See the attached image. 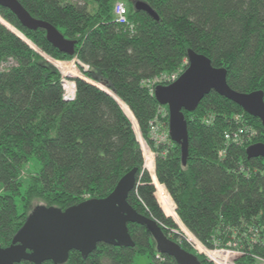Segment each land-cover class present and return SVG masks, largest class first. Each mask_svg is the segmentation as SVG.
Listing matches in <instances>:
<instances>
[{"label": "trees", "instance_id": "obj_1", "mask_svg": "<svg viewBox=\"0 0 264 264\" xmlns=\"http://www.w3.org/2000/svg\"><path fill=\"white\" fill-rule=\"evenodd\" d=\"M81 1L83 5L72 0H17L29 16L75 41L73 56L52 48L44 30L23 28L11 11L0 7V65L15 63L0 72V247H9L35 209L64 211L87 200L105 199L126 173L136 169V187L127 203L153 219L167 239L178 243L169 233L177 229V216L205 248L234 243L241 252L235 264H260L264 160L247 159V146L225 145L224 138L237 129L235 119L242 116L257 131L251 145H264L260 121L210 91L194 111L182 112L188 140L183 163L179 145L169 136L165 144L152 141L150 123L158 103L141 83L175 72L190 51L209 59L214 68H223L231 90L262 93L264 104V0H141L157 21L134 11V2L140 0ZM118 1L126 7L131 30L114 22L112 9ZM7 28L17 30L54 67ZM73 60L88 68L75 64L94 85L73 79L75 98L64 102L60 72L78 77ZM208 116L213 118L206 125ZM138 130L155 158L147 147L141 152ZM143 153L151 165L147 168L145 160L148 174ZM31 159L39 163V170L24 176ZM126 230L133 246L98 244L86 257L70 252L63 264H134L136 255H147L153 264H177L158 254L145 226L129 223ZM180 247L191 253L186 243Z\"/></svg>", "mask_w": 264, "mask_h": 264}, {"label": "water", "instance_id": "obj_2", "mask_svg": "<svg viewBox=\"0 0 264 264\" xmlns=\"http://www.w3.org/2000/svg\"><path fill=\"white\" fill-rule=\"evenodd\" d=\"M0 7L11 11L23 28L29 31L44 30L47 42L52 48L64 55H74L75 41L64 38L55 26L29 16L17 0H0ZM133 9L147 14L155 21L158 19L156 13L141 0L134 2ZM188 53L187 68L177 81L166 87L157 86L153 95L158 105L168 108V135L179 145L183 163L188 152V140L186 120L182 112L194 111L210 91L233 102L252 118L258 119L264 129L263 94H241L231 90L226 84L227 73L223 68H214L210 60L200 54L190 51ZM99 86L103 88L100 87L99 90L102 89L111 98L117 99L103 83ZM245 154L249 160H264V145H249ZM135 183L136 169H132L119 180L116 188L105 199L87 200L64 211L53 207L35 209L9 247H0V264H20L21 261L29 264H63L70 252L76 251L86 257L98 244L130 247L133 246V241L126 230L129 223L143 225L150 231L159 255H166L177 264H200L197 256L167 239L153 219L138 214L130 207L127 196L136 187Z\"/></svg>", "mask_w": 264, "mask_h": 264}, {"label": "built area", "instance_id": "obj_3", "mask_svg": "<svg viewBox=\"0 0 264 264\" xmlns=\"http://www.w3.org/2000/svg\"><path fill=\"white\" fill-rule=\"evenodd\" d=\"M113 12V17H114V22L117 23L118 25H122L125 27H128L130 30L133 29V24L132 23H128L127 20V12H126V7L124 5L123 2L118 1L117 3H115V5L113 6L112 9ZM84 69L85 71L88 70L87 67H85L84 65H82L81 63H79ZM183 65L178 68L175 72L173 73H169V74H160L155 76L154 78L148 79V80H144V82L141 83L142 87H145L150 95V97H153L154 95V91L155 88L157 86H163L166 87V85H170L172 83H174L175 81H177V79L181 76V74L184 72L185 67L187 68V62H183ZM12 66H15L14 61H9L8 63H2L0 65V72L3 70H6L8 68H11ZM63 80H62V84H63ZM62 91H63V101L64 102H68V101H72L75 98V85L73 84L72 90H65L64 86H62ZM156 114L154 116V118L152 119L153 121L150 123V136L152 141H154L157 145L158 144H165L167 143V139H168V108L163 107L158 105L156 108ZM212 116H208V118H206L203 122L206 125H209L212 121ZM236 127L237 129L233 130V132H226L224 134V138H225V145H229V144H235L238 147H245V146H249L251 145V143L255 140L256 138V133L257 131L254 130V128L252 126H250L245 120H243L242 116H238L236 117ZM225 149H223V151L219 152L218 156L219 158H222L225 154ZM242 172H246L243 168L240 169ZM248 173V172H247ZM152 184L153 180H152ZM158 184V183H157ZM160 185V184H159ZM163 187V185H161ZM155 190H156V186L154 185ZM164 188V187H163ZM84 199H87V196L84 197ZM176 209V207H175ZM174 221V220H173ZM176 224V223H175ZM178 225L176 224V227ZM179 227V226H178ZM182 228V225L181 227ZM184 228V227H183ZM178 229V228H177ZM173 230V231H169L170 233V237L173 238V236L176 237L178 244L180 245L183 241L182 236L180 235V232H177L179 230ZM185 231L187 232L188 235L191 236V238H194L186 228H184ZM250 233L252 235H254V237H256V233L255 230L251 229ZM187 235V236H188ZM196 240V239H194ZM197 241V240H196ZM198 246V245H197ZM203 249L208 250L207 248H204L202 246V244L200 245ZM199 247V246H198ZM217 249H221L222 251H228L229 252H236L237 254L235 255V257L238 259L239 255H241L240 250L238 249V247L236 246V244H232V243H228L226 248H215L214 250ZM199 250L200 249H196ZM213 249H209L208 251H212ZM229 254V253H228ZM218 255V254H217ZM214 256L213 259H215V264H219L217 262H220V259H218V257ZM233 256V254H232ZM231 256V258H232ZM158 260H162L160 258V256H157ZM233 259V258H232ZM225 260L228 262L229 264V258H225ZM223 260V261H225ZM260 264H264V260H259Z\"/></svg>", "mask_w": 264, "mask_h": 264}, {"label": "rangeland", "instance_id": "obj_4", "mask_svg": "<svg viewBox=\"0 0 264 264\" xmlns=\"http://www.w3.org/2000/svg\"><path fill=\"white\" fill-rule=\"evenodd\" d=\"M72 3H77V4H79V5H83L84 3L81 1V0H72ZM11 26V25H10ZM12 27V26H11ZM6 28V27H5ZM15 29V28H14ZM7 30L9 31V32H12L15 36H17L19 39H21V40H24V42H26V44L29 46V48L30 49H32V50H35L37 53L39 52V55L43 58V59H48V61H49V63L53 66V64L50 62V58L48 57V56H46L45 54H43L42 52H41V50H39V49H37L34 45H32L26 38H24L23 37V35H21L16 29V33H18V35L15 33V32H13V31H10L8 28H7ZM11 30H13V27L11 28ZM28 42H29V44L30 45H32V46H34V48H32L29 44H28ZM53 60V59H52ZM54 61H59V60H54ZM74 61V62H73ZM72 62L74 63L73 64V67L77 70V72H78V74H79V76L78 77H69V76H64L61 72H60V74H61V79L63 80V82H67V81H69V82H71V83H73V84H75L74 83V80L73 79H78V78H82V73L80 72V69H77V67H76V65L75 64H77V62L75 61V60H73ZM61 62H64V61H61ZM79 63V62H78ZM54 67V66H53ZM83 68V67H82ZM63 69H65L66 70V72L67 71H71L70 69H68V68H63ZM84 69V68H83ZM56 70V69H55ZM85 70V69H84ZM87 71V70H86ZM72 73V72H71ZM80 75H82V76H80ZM82 79H85L84 78V76H83V78ZM88 82H91L92 84H93V82L92 81H90V80H88ZM64 85V83L62 84V86ZM98 87V86H97ZM116 98V97H115ZM118 103V102H117ZM126 114V113H125ZM127 115V114H126ZM127 117L129 118V119H131L132 120V118L131 117H129L128 115H127ZM137 123V122H136ZM137 129H138V126H137ZM139 131V130H138ZM139 134H140V138H141V140H140V142L137 140V142L139 143V145H140V148H141V152H143V150L142 149H144V151H146V149L148 148V150H149V152L152 154V156L155 158V154L154 153H152V151L150 150V148L148 147V145H146V143L145 142H143V139H142V137H141V133H140V131H139ZM136 135V134H135ZM137 138V137H136ZM146 145V146H145ZM144 147V148H143ZM147 147V148H146ZM147 158H145V155H144V153H143V164H144V166H143V169H144V171H146V173L148 174V171H147V168L149 167V166H151L149 163H148V160H146ZM145 160H146V164H147V168H146V164H145ZM39 167H40V165H39V163L37 162V161H35L34 159H31V161L29 162V164H28V166L26 167V170H24V176H26V174H28V173H35V172H37L38 170H39ZM154 174V173H153ZM155 175V174H154ZM24 180V187L26 186V184H27V180L26 179H23ZM24 187L22 188V190H24ZM162 189H164L165 190V192L167 193V191H166V189L165 188H163L162 186H160ZM158 188H159V186H158ZM0 189H1V186H0ZM157 189V188H156ZM167 195H168V193H167ZM170 197V196H169ZM171 199V198H170ZM172 200V199H171ZM172 204H173V206H174V203H173V201H172ZM176 207V206H175ZM175 207H174V212L176 211V209H175ZM162 213H163V211H162ZM176 214V213H175ZM163 215L165 216V217H167L164 213H163ZM168 219H170V220H173V219H171L170 217H167ZM174 219H175V222H176V224L179 226L181 223H180V221L178 220V218H177V216L175 217L174 216ZM177 226V230H179V231H177V232H180V235L182 236V239H183V241L184 242H182V243H186L187 244V246H188V248L191 250V253L194 255V256H199V257H201V258H203V259H205L206 261H208L210 264H215L216 262H215V259H213L214 258V256H216L217 254V257H218V259H220V262H217V263H219V264H228V262L225 260V258H229V264H235V262H236V260H237V258L235 257V255L237 254L236 252H234V253H232V252H229L228 251V253H227V251L225 252V251H222L221 249H217V250H212V251H208L209 250V248H207L208 250H205V249H203L200 245H201V243L196 239V238H191V236L190 235H188L187 234V232L185 231V229L183 228H179ZM173 230H175V229H172L171 231H173ZM188 235V236H187ZM194 239H196V240H194ZM199 247H198V246ZM203 246V245H202ZM204 247V246H203ZM205 248V247H204ZM196 249H200V251L199 250H196ZM232 254H233V256H232ZM231 256H232V258H231ZM223 260H225V261H223ZM133 263L134 264H153L151 261H150V259H149V257L147 256V255H141V256H139V255H136L135 257H134V260H133Z\"/></svg>", "mask_w": 264, "mask_h": 264}, {"label": "bare ground", "instance_id": "obj_5", "mask_svg": "<svg viewBox=\"0 0 264 264\" xmlns=\"http://www.w3.org/2000/svg\"><path fill=\"white\" fill-rule=\"evenodd\" d=\"M64 88H65V90H72V87H73V83H70V82H64ZM168 134H169V132H168ZM169 136V135H168ZM179 227H181V224L179 225ZM182 229H183V227H182Z\"/></svg>", "mask_w": 264, "mask_h": 264}]
</instances>
